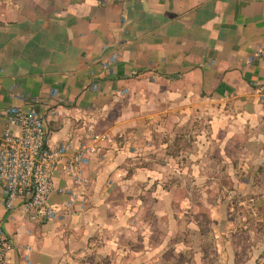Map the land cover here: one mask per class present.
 I'll return each instance as SVG.
<instances>
[{"label": "crops", "instance_id": "obj_1", "mask_svg": "<svg viewBox=\"0 0 264 264\" xmlns=\"http://www.w3.org/2000/svg\"><path fill=\"white\" fill-rule=\"evenodd\" d=\"M263 103L264 0H0V145L16 130L7 119L14 106L44 113L52 147L99 143L80 182L56 172L57 186L76 196L52 193L53 219L8 210L0 190V228L13 245L6 264L122 256L107 230L119 218L116 188L149 186L156 172L119 139L126 127L155 108L184 117L220 104L225 114L236 109L233 123L256 121ZM210 122L219 127L217 116Z\"/></svg>", "mask_w": 264, "mask_h": 264}, {"label": "rangeland", "instance_id": "obj_2", "mask_svg": "<svg viewBox=\"0 0 264 264\" xmlns=\"http://www.w3.org/2000/svg\"><path fill=\"white\" fill-rule=\"evenodd\" d=\"M220 106L184 117L155 108L145 123L126 127L119 139L157 173L149 186L116 188L119 218L107 230L122 256L107 255L104 264H264V251L257 252L264 240V113L233 123L236 109L225 114Z\"/></svg>", "mask_w": 264, "mask_h": 264}, {"label": "built area", "instance_id": "obj_3", "mask_svg": "<svg viewBox=\"0 0 264 264\" xmlns=\"http://www.w3.org/2000/svg\"><path fill=\"white\" fill-rule=\"evenodd\" d=\"M114 59V56L110 61ZM7 119L16 130H7L0 145V190L8 210L21 208L33 222L53 219L59 209L50 203L54 192L74 190L56 184V172L62 170L75 182L83 179V167L97 154V140L75 144L48 143V126L43 112L36 107H11ZM13 245L0 228V264Z\"/></svg>", "mask_w": 264, "mask_h": 264}]
</instances>
